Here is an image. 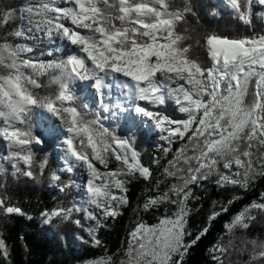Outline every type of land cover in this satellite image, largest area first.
Segmentation results:
<instances>
[{"label": "snow or ice", "instance_id": "snow-or-ice-1", "mask_svg": "<svg viewBox=\"0 0 264 264\" xmlns=\"http://www.w3.org/2000/svg\"><path fill=\"white\" fill-rule=\"evenodd\" d=\"M225 12L248 34L206 26ZM0 143V257L10 222L36 218L22 182L58 194L42 224L101 250L81 264H187L224 216L212 264H264V191L234 210L264 180V0L203 15L192 0H0ZM129 211L110 251L100 232Z\"/></svg>", "mask_w": 264, "mask_h": 264}, {"label": "trees", "instance_id": "trees-1", "mask_svg": "<svg viewBox=\"0 0 264 264\" xmlns=\"http://www.w3.org/2000/svg\"><path fill=\"white\" fill-rule=\"evenodd\" d=\"M12 3H20L22 0H11ZM220 0H192L196 9L204 14L205 9L210 8L212 4L219 3ZM207 27L217 30L226 35L234 37L244 36L248 33L244 27L230 19L225 12L222 19L205 17L204 20ZM47 51V48H44ZM38 54V53H37ZM140 149L144 156L145 163L148 162L151 156L157 155L154 144L145 142L143 136L140 137ZM47 150L52 154V167L56 166L58 160L56 157V143L54 139H49ZM6 146L0 143V154H6ZM142 185L137 183L131 188V195L135 198L140 195ZM264 191V180L258 181L255 185V193L251 190L245 195L240 193L242 201L235 205L237 210L242 207L243 203L248 202L255 195ZM19 193L18 199L21 206L28 211H31L33 220H25L22 217H15L9 224L6 233L7 240L10 246V255L7 259L0 257V264H81V261L86 258H91L93 255H101V250L92 248L90 242L83 243L77 239V233L72 226H51L42 224L38 218L39 211L44 207L51 208L57 202V192L45 185H36L26 187L22 182L17 188ZM218 193L211 189L208 197L204 201V207L208 208L211 205L212 199H217ZM151 214H145V220L150 219ZM228 217L224 216L215 222L206 237H204L197 246H195L190 256L187 259V264H212L209 248L213 246L221 234L222 225ZM154 222V221H153ZM132 223V213H126L118 224H115L111 230L101 231L100 238L104 241L110 251H115L125 240L126 232ZM259 226L254 228L253 233L257 232ZM23 237V239H21ZM87 240V236H84ZM29 251H25V247Z\"/></svg>", "mask_w": 264, "mask_h": 264}, {"label": "rangeland", "instance_id": "rangeland-1", "mask_svg": "<svg viewBox=\"0 0 264 264\" xmlns=\"http://www.w3.org/2000/svg\"><path fill=\"white\" fill-rule=\"evenodd\" d=\"M45 126H47V124H45Z\"/></svg>", "mask_w": 264, "mask_h": 264}]
</instances>
